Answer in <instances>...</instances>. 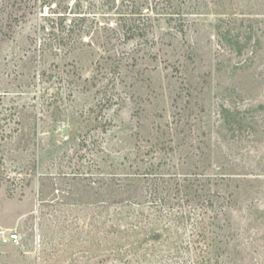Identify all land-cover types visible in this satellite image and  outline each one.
<instances>
[{
    "label": "rangeland",
    "instance_id": "rangeland-1",
    "mask_svg": "<svg viewBox=\"0 0 264 264\" xmlns=\"http://www.w3.org/2000/svg\"><path fill=\"white\" fill-rule=\"evenodd\" d=\"M149 5L0 0V264H264V0Z\"/></svg>",
    "mask_w": 264,
    "mask_h": 264
},
{
    "label": "trees",
    "instance_id": "trees-1",
    "mask_svg": "<svg viewBox=\"0 0 264 264\" xmlns=\"http://www.w3.org/2000/svg\"><path fill=\"white\" fill-rule=\"evenodd\" d=\"M75 1H77V0H75ZM103 1L106 4L113 3V5H114V2L116 0H103ZM150 1H159V0H119L120 8L117 9V15L119 16L120 20H122V22H123V24L121 25V28H122V31H124V33H125L124 37H126L127 40L132 39L135 36H140L143 33H145V31L147 29V25L143 24V23L141 25H137V24L133 25V22H134L133 20H136V19L141 18V17L143 18V15L145 14V12H148V10H149ZM52 4L53 3H50L48 5L49 10L52 9L51 8ZM56 7H57V5L53 6V8H56ZM129 198H131V197L129 196ZM197 198H198V200L200 198L206 199V196L198 195ZM211 203H212L211 198L207 197L206 204H211ZM201 223L202 224L205 223L204 218H201L200 220L196 221V223L193 225L194 229H199L198 227L200 226L199 224H201ZM204 225H203V227H204ZM158 237H159V235H157V234H152V235L150 234L149 235L150 240H157Z\"/></svg>",
    "mask_w": 264,
    "mask_h": 264
},
{
    "label": "built area",
    "instance_id": "built-area-1",
    "mask_svg": "<svg viewBox=\"0 0 264 264\" xmlns=\"http://www.w3.org/2000/svg\"><path fill=\"white\" fill-rule=\"evenodd\" d=\"M17 241H18V235L16 234H12V235L9 234L1 238L2 243H17Z\"/></svg>",
    "mask_w": 264,
    "mask_h": 264
}]
</instances>
